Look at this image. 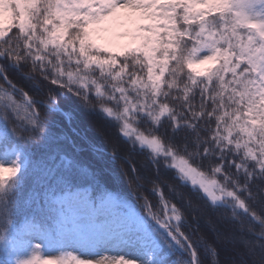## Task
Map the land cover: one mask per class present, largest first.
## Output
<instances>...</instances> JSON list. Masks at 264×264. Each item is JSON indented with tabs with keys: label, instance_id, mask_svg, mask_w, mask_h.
I'll return each instance as SVG.
<instances>
[{
	"label": "snow or ice",
	"instance_id": "1",
	"mask_svg": "<svg viewBox=\"0 0 264 264\" xmlns=\"http://www.w3.org/2000/svg\"><path fill=\"white\" fill-rule=\"evenodd\" d=\"M0 264H264V0H0Z\"/></svg>",
	"mask_w": 264,
	"mask_h": 264
},
{
	"label": "trees",
	"instance_id": "2",
	"mask_svg": "<svg viewBox=\"0 0 264 264\" xmlns=\"http://www.w3.org/2000/svg\"><path fill=\"white\" fill-rule=\"evenodd\" d=\"M63 103V102H62ZM73 126L86 130L85 135L95 142V144L104 149L106 153H112L115 149L121 155H125L124 144L116 136L114 128L108 125V123L101 118L100 115H89L88 112L82 108H73ZM56 122L58 127H64L66 119L63 115L56 116ZM88 157L94 162L97 157L92 153H88ZM139 160V157H136ZM105 165V172L109 178V183L119 191H129L135 187L134 181H132V174L128 172V166L123 163L122 160L116 161L115 164H111L110 161L105 158L102 161ZM127 172V175L124 173ZM258 230V229H257ZM225 258V253H221V260Z\"/></svg>",
	"mask_w": 264,
	"mask_h": 264
}]
</instances>
